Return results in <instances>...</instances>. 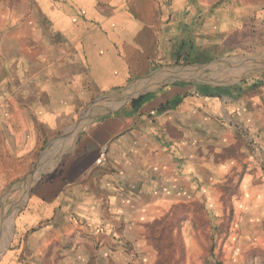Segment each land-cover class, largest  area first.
<instances>
[{
    "label": "crops",
    "instance_id": "obj_1",
    "mask_svg": "<svg viewBox=\"0 0 264 264\" xmlns=\"http://www.w3.org/2000/svg\"><path fill=\"white\" fill-rule=\"evenodd\" d=\"M166 1H54V53L44 54L31 73L26 56L25 82L36 86L39 106L54 109L55 122L68 121L70 116L63 117L92 98L94 91H111L125 83L134 65L143 62L131 29L156 26L158 17L150 18L148 12L166 7ZM248 58L235 53L228 60L195 62L204 70L216 67V82L194 84L190 78H173L157 94L138 92L107 107L105 115L76 133V146L66 150L62 175L55 182L60 187L59 203L67 200L79 213L80 225L75 223L71 231L75 227V233L131 237L139 243L141 222L167 218L178 206L198 200L209 207L212 228L225 225L229 236L237 229L245 242L260 243L264 249V82L237 81L246 71L242 61ZM260 63L264 64V57ZM261 68L264 78V65ZM165 69V77L173 74V68ZM146 94L151 97L132 111L129 102ZM177 95L181 99L175 108L157 111ZM143 111L151 112L143 116ZM51 203L41 206L37 216L49 213L58 201ZM178 218L181 230L190 232L192 213L186 210ZM59 230L53 238L45 231L39 234L44 249L65 231ZM59 249L63 257L58 264H70L66 250Z\"/></svg>",
    "mask_w": 264,
    "mask_h": 264
},
{
    "label": "rangeland",
    "instance_id": "obj_2",
    "mask_svg": "<svg viewBox=\"0 0 264 264\" xmlns=\"http://www.w3.org/2000/svg\"><path fill=\"white\" fill-rule=\"evenodd\" d=\"M54 1L0 0V264H58L63 257L59 246L66 250L70 264H264L262 244L245 242L237 229L229 236L225 225L212 228V213L204 202L192 200L178 206L163 227L151 225L155 219L141 222V239L135 243L131 237L97 238L75 233V227L71 231L72 225H80L79 213L73 203H59L60 187L55 186L68 157L66 150L76 146L75 134L105 115L107 107L138 92L157 94L173 78H190L194 84L216 82V67L204 70L191 60H228L235 53L239 58L248 54V60L242 61L246 71L237 81L264 82L259 73L264 65L260 63L264 0H167V8L148 12L150 18L158 17L156 26L129 28L143 59L134 65L133 74L111 91H94L62 122L54 121V109L39 106L36 86L25 82L26 56L31 73L37 71L44 54L55 51ZM252 62L258 66L246 67ZM165 68H173V74L165 77ZM148 112L143 111V116ZM100 158L103 162V153ZM53 200L58 203L49 209L50 214L38 217L39 208ZM186 210L192 213V225L184 233L178 216ZM59 229L64 233L44 249L39 234L45 231L46 237L53 238Z\"/></svg>",
    "mask_w": 264,
    "mask_h": 264
},
{
    "label": "trees",
    "instance_id": "obj_3",
    "mask_svg": "<svg viewBox=\"0 0 264 264\" xmlns=\"http://www.w3.org/2000/svg\"><path fill=\"white\" fill-rule=\"evenodd\" d=\"M199 61H200V60H191L192 63H193V62H199ZM186 62L188 63L189 60H188V61L186 60ZM175 84H183V82H181V81H176ZM202 94L205 95V96H212V94L209 93L208 91H203ZM150 97H151V94H146V95L137 96V97L133 98V99L129 102V107L132 109V111H136V110L142 105V103H143L146 99H148V98H150ZM180 97H181V96H178V95L175 96L174 99H172V100H170V101H167L165 104L159 106V107L157 108V111H160V112H161V111H164V110H168V109H173V108H175V107L178 105V103H179V101H180V99H181ZM124 106H125V105H123V106L117 108L116 112H117V113H120V112H121V109H122ZM166 220H167L166 217H163V218H161V219H156V220H153V221H152L151 225H153V226H157V227H158V226L164 225L165 222H166ZM161 227H163V226H161Z\"/></svg>",
    "mask_w": 264,
    "mask_h": 264
}]
</instances>
